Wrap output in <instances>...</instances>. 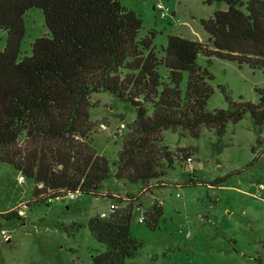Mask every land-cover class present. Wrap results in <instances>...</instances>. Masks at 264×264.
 Here are the masks:
<instances>
[{"label": "trees", "instance_id": "1", "mask_svg": "<svg viewBox=\"0 0 264 264\" xmlns=\"http://www.w3.org/2000/svg\"><path fill=\"white\" fill-rule=\"evenodd\" d=\"M203 2L217 6L213 17L200 21L207 43L168 35L158 50L155 33L140 38L143 21L121 0H0V30L7 33L0 52V162L34 183V204L50 206L73 193L114 199L102 194L111 172L91 138L93 94L109 93L136 111L113 166L115 179L141 185L140 195L163 188L177 160L163 144L165 131L198 139L207 127L221 138L228 124L247 115L264 126L263 90H256L254 104L233 101L221 88L228 108L207 110L214 78L197 64L203 56L208 63L216 58L264 71V0ZM31 9L43 13L49 35L34 41L30 57L20 58L24 16ZM133 202L89 219L88 231L104 249L92 264H127L141 254L143 242L131 234ZM17 211L0 217L21 220ZM161 215L156 202L142 223L154 229Z\"/></svg>", "mask_w": 264, "mask_h": 264}, {"label": "rangeland", "instance_id": "2", "mask_svg": "<svg viewBox=\"0 0 264 264\" xmlns=\"http://www.w3.org/2000/svg\"><path fill=\"white\" fill-rule=\"evenodd\" d=\"M203 1L121 0V4L143 21L139 37L154 32L153 43L160 50L166 47L168 35L207 43L200 21L213 17L217 6ZM159 3L174 16L161 20L153 10ZM24 26L20 58L30 57L34 41L49 35L38 9L27 11ZM6 40L7 33L0 30V52ZM197 64L214 78L215 92L207 110L228 108L221 88L233 101L259 102L256 90L264 91V71L216 58L208 63L203 56ZM185 83L186 76L183 92ZM91 103L93 145L110 162L111 176L103 183L102 194H113L114 199L76 193L73 200L66 196L50 206L37 205L32 202L34 183L0 162V215L19 210L21 218L0 217V264H92L93 255L104 249L91 237L89 219L110 214L111 204L120 206L133 199L136 216L131 234L143 242V249L127 264H264V126L257 127L247 115L238 124H228L221 138L207 127L198 139L165 131L163 144L176 153L177 160L162 179L163 188L140 195L141 185L115 179L113 166L127 125L136 119L135 109L109 93L93 94ZM184 156L193 158V171L181 161ZM190 179L195 181L192 186ZM156 202L162 206V215L151 229L139 218ZM73 224L85 227L75 230Z\"/></svg>", "mask_w": 264, "mask_h": 264}, {"label": "built area", "instance_id": "3", "mask_svg": "<svg viewBox=\"0 0 264 264\" xmlns=\"http://www.w3.org/2000/svg\"><path fill=\"white\" fill-rule=\"evenodd\" d=\"M153 10L157 13L158 17L163 20V21H167L168 19L172 18L174 15V13L168 8L163 6L162 4H157L153 7ZM186 165L188 166V168L193 171L194 170V166H193V158L189 157L187 158V160L185 161ZM75 194H69L68 197L69 199L73 200L75 199ZM117 209L116 206L114 204H111L109 207V211L110 213H113L114 210ZM109 214L108 213H101L100 217L101 218H106ZM144 221V217H140L139 218V222L142 223Z\"/></svg>", "mask_w": 264, "mask_h": 264}, {"label": "crops", "instance_id": "4", "mask_svg": "<svg viewBox=\"0 0 264 264\" xmlns=\"http://www.w3.org/2000/svg\"><path fill=\"white\" fill-rule=\"evenodd\" d=\"M182 38H184L183 36H181ZM200 41H202V40H200ZM21 179L23 178V177H20ZM106 195V194H105ZM110 195V194H109ZM111 195H113V194H111ZM113 196H115V195H113ZM124 199V198H123ZM127 205V202H125V204H123V205H120V206H116V208H121V207H125Z\"/></svg>", "mask_w": 264, "mask_h": 264}]
</instances>
